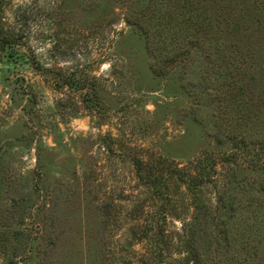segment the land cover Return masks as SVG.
Returning a JSON list of instances; mask_svg holds the SVG:
<instances>
[{"label":"rangeland","instance_id":"374dc122","mask_svg":"<svg viewBox=\"0 0 264 264\" xmlns=\"http://www.w3.org/2000/svg\"><path fill=\"white\" fill-rule=\"evenodd\" d=\"M0 31V264H264V0H1Z\"/></svg>","mask_w":264,"mask_h":264},{"label":"trees","instance_id":"16d2710c","mask_svg":"<svg viewBox=\"0 0 264 264\" xmlns=\"http://www.w3.org/2000/svg\"><path fill=\"white\" fill-rule=\"evenodd\" d=\"M0 6H1V0H0ZM0 32H2V31H0ZM5 36H7V34L4 35V37H3L2 43L4 44V46L5 45L14 46L13 39L10 37H5ZM150 40H151L150 37H148V41H150ZM148 43L151 44V42H148ZM199 44L200 43H189L187 51L185 54L192 56L194 54V52H196L195 50L198 48ZM148 49H149L148 51L150 53L151 59L153 61L154 57H153V50H151V46H149ZM198 52H199V50H198ZM191 58H193V57L186 58V61L189 62ZM152 67H153L155 74H160V75L163 74L161 72L159 73L158 69H156L155 66H152ZM166 68H168L167 65H166ZM66 84L72 85L73 83L70 80H68L66 82ZM135 166L137 167L138 174H141L143 172L144 163L141 160H139V161H136ZM205 170L206 169L203 168V166L200 162V159H198L197 161H192L190 163V165L186 166V168H184V169H181L179 167L174 168L173 170H171L169 176L172 179H174V177H176L178 183H181V184H184L187 186L188 193L194 194V192L197 188H199L201 185L205 184L207 181L210 180V176H209L210 172L206 173ZM157 177H159V178H157V180L155 179L154 184H159V182L162 181L161 176H157ZM226 212H227V210H226ZM217 220H219V218ZM217 226L221 227V225H219V224H217ZM217 226L215 225L214 227L211 228V231H213L212 233L216 234V235L220 233L219 231H217V229L219 228ZM191 229L193 231L192 227L190 228V231H191ZM162 232L164 233V231H162ZM159 234L160 233H158V234L155 233V237L152 239L150 246L156 245L160 242V237L158 236ZM186 264H204V263H203V260L191 259L189 257L186 260Z\"/></svg>","mask_w":264,"mask_h":264}]
</instances>
